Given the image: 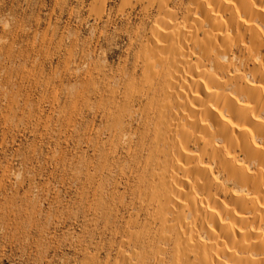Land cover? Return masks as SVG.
<instances>
[{
	"label": "bare ground",
	"instance_id": "6f19581e",
	"mask_svg": "<svg viewBox=\"0 0 264 264\" xmlns=\"http://www.w3.org/2000/svg\"><path fill=\"white\" fill-rule=\"evenodd\" d=\"M91 1L140 21L131 68L88 80L106 171L124 155L133 182L114 264H264V0Z\"/></svg>",
	"mask_w": 264,
	"mask_h": 264
},
{
	"label": "rangeland",
	"instance_id": "374dc122",
	"mask_svg": "<svg viewBox=\"0 0 264 264\" xmlns=\"http://www.w3.org/2000/svg\"><path fill=\"white\" fill-rule=\"evenodd\" d=\"M130 5L110 0L106 15ZM93 8L0 0V264H114L126 242L133 182L117 172L124 155L106 171L109 135L91 78L131 68L140 21L98 22Z\"/></svg>",
	"mask_w": 264,
	"mask_h": 264
}]
</instances>
